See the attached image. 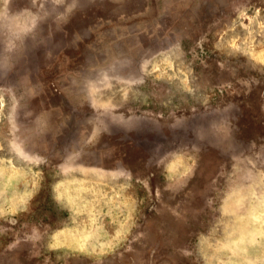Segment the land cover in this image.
Here are the masks:
<instances>
[{"label": "rangeland", "instance_id": "obj_1", "mask_svg": "<svg viewBox=\"0 0 264 264\" xmlns=\"http://www.w3.org/2000/svg\"><path fill=\"white\" fill-rule=\"evenodd\" d=\"M0 264H264V0H0Z\"/></svg>", "mask_w": 264, "mask_h": 264}]
</instances>
